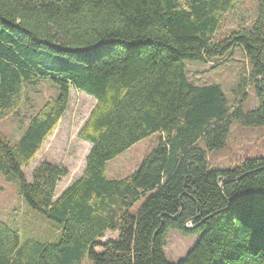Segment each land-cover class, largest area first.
<instances>
[{"label":"trees","instance_id":"1","mask_svg":"<svg viewBox=\"0 0 264 264\" xmlns=\"http://www.w3.org/2000/svg\"><path fill=\"white\" fill-rule=\"evenodd\" d=\"M245 2L0 0V121L28 103L29 85L51 80L59 89L18 140L0 130V173L19 183L28 208L58 224L59 240L22 238L0 220V264H81L84 256L93 264H264V157L212 169L199 142L217 151L232 120L264 125V0L243 11ZM235 46L259 97L247 113L228 104L220 84L195 85L186 74L185 59L212 60ZM72 89L96 100L77 134L91 149L83 175L56 196L65 166L40 160L31 180L24 169L57 129ZM154 133L158 143L130 175L108 177V161ZM170 230L198 235L177 263L165 254ZM107 232L118 238L104 240Z\"/></svg>","mask_w":264,"mask_h":264},{"label":"rangeland","instance_id":"2","mask_svg":"<svg viewBox=\"0 0 264 264\" xmlns=\"http://www.w3.org/2000/svg\"><path fill=\"white\" fill-rule=\"evenodd\" d=\"M254 4L255 0H246L242 10H252L255 7ZM226 28L225 30L230 29L231 24ZM185 65L187 77L193 84H220L230 106L236 107L240 104L243 112L247 113L260 104L256 85L245 83L250 66L240 46H235L223 57L208 61L185 59ZM27 88L28 103L21 107L17 115L0 121L2 134L14 142L20 138L25 124L29 122L34 111L46 101V98L59 95L58 87L51 80L35 82ZM69 98L68 110L57 129L45 143L37 159L30 167L24 169L27 179L31 180L32 170L40 160L47 159L65 166L68 169V175L57 184L56 196L83 175L86 166L85 158L91 149V144L79 139L77 134L89 117L96 100L75 89L71 90ZM159 139V133L147 136L108 161L106 164L108 177L120 179L130 175ZM226 141V145L217 151L208 150L205 143L199 141L200 146L207 150L209 166L212 169H231L246 158L264 157V125L247 126L238 120H232L230 134ZM18 185L16 181L9 182L0 173V220L17 227L22 238L37 237L52 242L58 241V224L38 211L28 208L21 197ZM143 201L140 200L134 205L132 213H137ZM117 238L118 233L111 232L104 240ZM196 239L198 235H184L180 231L170 230L165 247L167 259L171 263L179 262L195 245ZM97 250L101 249L97 248ZM84 257L81 264H93L89 257Z\"/></svg>","mask_w":264,"mask_h":264},{"label":"water","instance_id":"3","mask_svg":"<svg viewBox=\"0 0 264 264\" xmlns=\"http://www.w3.org/2000/svg\"><path fill=\"white\" fill-rule=\"evenodd\" d=\"M191 221H193V220H191ZM186 227H188V228H189V227H193V225L190 224L189 226L187 225Z\"/></svg>","mask_w":264,"mask_h":264},{"label":"crops","instance_id":"4","mask_svg":"<svg viewBox=\"0 0 264 264\" xmlns=\"http://www.w3.org/2000/svg\"><path fill=\"white\" fill-rule=\"evenodd\" d=\"M108 233H111V232H107V236H108Z\"/></svg>","mask_w":264,"mask_h":264},{"label":"bare ground","instance_id":"5","mask_svg":"<svg viewBox=\"0 0 264 264\" xmlns=\"http://www.w3.org/2000/svg\"><path fill=\"white\" fill-rule=\"evenodd\" d=\"M191 225H193V224L191 223Z\"/></svg>","mask_w":264,"mask_h":264}]
</instances>
